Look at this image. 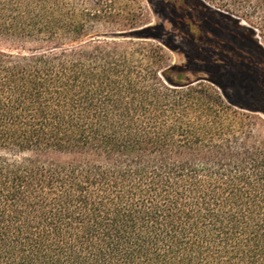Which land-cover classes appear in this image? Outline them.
I'll use <instances>...</instances> for the list:
<instances>
[{
	"label": "trees",
	"instance_id": "1",
	"mask_svg": "<svg viewBox=\"0 0 264 264\" xmlns=\"http://www.w3.org/2000/svg\"><path fill=\"white\" fill-rule=\"evenodd\" d=\"M159 1L187 65L165 23L0 0V264H264V0Z\"/></svg>",
	"mask_w": 264,
	"mask_h": 264
},
{
	"label": "rangeland",
	"instance_id": "2",
	"mask_svg": "<svg viewBox=\"0 0 264 264\" xmlns=\"http://www.w3.org/2000/svg\"><path fill=\"white\" fill-rule=\"evenodd\" d=\"M78 1V0H72ZM82 2L85 1L88 3V8L93 6L97 7L98 3H101V18L104 22L108 17L114 16L115 21L119 22V17L124 18L126 16H133L134 18L138 19L136 23V28H140V26L149 23L153 26L165 23V33L163 35V41L168 45H175L179 49L178 51L171 50L168 46H164L166 53L168 54V64H184L187 65L188 58L185 56L186 53L192 52V47H190L189 43L186 41L185 37H183L182 33L179 31L177 32L176 39H170L168 36L170 29H172V25L169 23V19L172 12V5L167 4L166 2H161L159 0H81ZM206 4H210L211 6H218L223 4L220 0H204ZM234 8V7H233ZM120 15V16H119ZM120 18V19H121ZM104 20V21H103ZM243 25L250 26V23L246 20H241ZM110 26L104 25H95L92 24L90 29L95 34H102L99 32H107ZM127 28V27H126ZM114 29H121L119 25H115ZM139 30V29H137ZM158 32V30H157ZM160 32V31H159ZM259 41L264 44V37L260 35L258 32Z\"/></svg>",
	"mask_w": 264,
	"mask_h": 264
}]
</instances>
